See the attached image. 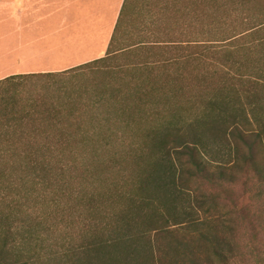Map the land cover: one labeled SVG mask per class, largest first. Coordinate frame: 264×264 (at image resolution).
I'll use <instances>...</instances> for the list:
<instances>
[{
    "label": "trees",
    "instance_id": "1",
    "mask_svg": "<svg viewBox=\"0 0 264 264\" xmlns=\"http://www.w3.org/2000/svg\"><path fill=\"white\" fill-rule=\"evenodd\" d=\"M122 19L66 70L129 60L90 113L0 80V264H264V22L120 47Z\"/></svg>",
    "mask_w": 264,
    "mask_h": 264
},
{
    "label": "rangeland",
    "instance_id": "2",
    "mask_svg": "<svg viewBox=\"0 0 264 264\" xmlns=\"http://www.w3.org/2000/svg\"><path fill=\"white\" fill-rule=\"evenodd\" d=\"M214 5L219 7L218 10H213ZM121 10L123 19L120 47L136 42L140 35H144L145 39L148 37L152 39L151 33L161 30L166 32L162 36L164 40L184 41L198 37L193 35L197 30L193 24L195 18H205L207 22L213 23V25L209 24V27H214V30L218 27L221 30L229 27L242 29L245 27L242 24V19L245 17L251 24L264 22V0H219L218 4L211 0H125ZM11 12L8 6L0 4V76H4V73H11L8 72L9 70L21 72L27 69L44 68L48 64L59 68L71 59H78L82 54L91 57L97 53L98 48L95 46L82 50V42L70 43L72 47L66 46L63 49L64 52L61 53L56 51L47 53L43 48L45 39L42 40L45 33L38 32L39 27H19L21 25L17 17H12ZM213 19L216 21H209ZM10 27H14L12 36L9 35ZM40 36L41 39H39ZM19 42L23 45L17 48ZM128 62L129 60L125 57H110L94 66L70 71L66 69L64 70L66 72H55L53 75L41 78L24 79L18 83V87L26 91L43 89L48 99L57 98L60 93L62 95L59 96L64 97V93H69L81 102L73 105L76 112L79 109L84 111L83 114L90 113L93 104L89 100L95 98L104 88V82H110L112 78L118 76L120 68L129 64ZM85 115L81 119L66 124L73 123V125L88 127L92 121L88 115Z\"/></svg>",
    "mask_w": 264,
    "mask_h": 264
},
{
    "label": "crops",
    "instance_id": "3",
    "mask_svg": "<svg viewBox=\"0 0 264 264\" xmlns=\"http://www.w3.org/2000/svg\"><path fill=\"white\" fill-rule=\"evenodd\" d=\"M124 1L2 0L0 4L8 6L12 10V17H17L21 25L19 27H39L38 32L45 33V36L42 37V40L45 39V47H43L45 52H64L63 49L66 46L72 47L70 43L73 42L75 44L82 42V50L94 46L98 49L97 53L91 57L82 54L78 59H71L59 68L51 67L48 64L44 68L27 69L21 72L7 70L11 73H4V76H0V80L17 74L61 72L103 57L107 52ZM10 28L9 35L12 36L14 27ZM16 31L19 33L18 30ZM19 44H17V48L23 45Z\"/></svg>",
    "mask_w": 264,
    "mask_h": 264
}]
</instances>
